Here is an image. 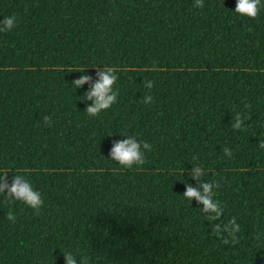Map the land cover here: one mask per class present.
I'll list each match as a JSON object with an SVG mask.
<instances>
[{
	"label": "trees",
	"instance_id": "obj_1",
	"mask_svg": "<svg viewBox=\"0 0 264 264\" xmlns=\"http://www.w3.org/2000/svg\"><path fill=\"white\" fill-rule=\"evenodd\" d=\"M194 2L0 0V20L17 17L0 33V173L44 201L37 214L0 194V264H64L67 251L87 264H264V6L252 19L236 0ZM101 67L117 70L119 95L91 117L89 85L72 81ZM124 135L152 145L144 165L110 158ZM192 166L220 183L235 243L182 196Z\"/></svg>",
	"mask_w": 264,
	"mask_h": 264
},
{
	"label": "clouds",
	"instance_id": "obj_2",
	"mask_svg": "<svg viewBox=\"0 0 264 264\" xmlns=\"http://www.w3.org/2000/svg\"><path fill=\"white\" fill-rule=\"evenodd\" d=\"M194 6L203 8V0H195ZM262 6L264 5H262L261 0H236L233 11L242 17L255 19L259 15ZM16 26L17 17L15 15L4 16L0 20V33L10 32ZM72 71L84 73L85 68ZM116 72L117 70L113 67H101L96 69L97 79L95 80L90 75L82 74L72 81L75 88L85 84L89 85V89L82 96L83 100L92 101L85 109L89 116L96 117L117 102L119 93L114 90V85L118 79ZM143 83L144 87L148 89H151L154 84L152 80H145ZM144 103H153V97L146 95ZM43 121L50 126L52 123L51 116H44ZM231 128L233 130H243L245 128V122L239 114L235 115ZM125 137V139L112 142L109 152L110 158L125 169L132 168L134 165H144L146 163L145 153L151 151L152 145L148 142H139L134 136ZM259 147L264 149V141L259 142ZM223 151L226 156L230 157L232 155L231 150L227 147ZM8 172L0 173V194L5 195L10 200L23 201L38 214L44 204L41 193L33 188L24 175H13L12 182L9 184L6 179ZM189 175L197 182V186L193 187L191 184L186 183L182 196L188 201L194 198L198 205H202L200 211L206 216V219L209 222L216 221L211 224V231L218 239H221L222 243L228 244V237H231L232 242L235 243L237 233L240 230L236 218L232 217L226 223L220 222V218L224 215V205L219 199H216L220 183L214 180L202 182L201 178L205 176V171L200 166H192ZM7 219L15 223V213L9 211ZM63 256L64 264H87V261H81L80 259L78 261L77 256L71 251L64 252Z\"/></svg>",
	"mask_w": 264,
	"mask_h": 264
}]
</instances>
